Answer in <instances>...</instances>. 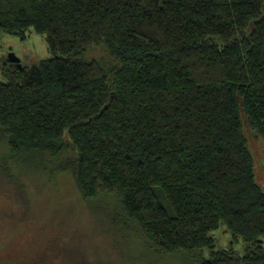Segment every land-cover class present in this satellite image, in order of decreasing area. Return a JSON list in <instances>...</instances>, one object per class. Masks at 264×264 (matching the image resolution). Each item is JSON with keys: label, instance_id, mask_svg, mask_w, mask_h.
<instances>
[{"label": "trees", "instance_id": "trees-1", "mask_svg": "<svg viewBox=\"0 0 264 264\" xmlns=\"http://www.w3.org/2000/svg\"><path fill=\"white\" fill-rule=\"evenodd\" d=\"M30 30L51 57L1 68L10 159L46 172L27 158L66 154L52 173L71 171L84 201L116 195L110 223L134 222L166 254L264 264V193L242 127L264 142V0H0V32ZM95 46L108 68L83 60ZM222 225L232 242L216 251Z\"/></svg>", "mask_w": 264, "mask_h": 264}, {"label": "rangeland", "instance_id": "rangeland-1", "mask_svg": "<svg viewBox=\"0 0 264 264\" xmlns=\"http://www.w3.org/2000/svg\"><path fill=\"white\" fill-rule=\"evenodd\" d=\"M10 56L22 67L51 57L44 35L30 30L21 40L0 32L1 81L4 64L16 67L7 62ZM83 60L109 66V55L102 46L91 48ZM242 127L253 158L255 181L264 193V142L245 118ZM68 155L76 156L75 152ZM27 159L47 171L11 160L6 142L0 138V264H200L208 257L206 249L166 254L147 245L134 222L126 227L124 222L111 224L107 216L122 217L123 212L116 195L101 194L84 201L71 171L52 173L67 159L66 154L56 160L47 156ZM211 236L216 251L230 247L232 239L223 225ZM234 249L242 255L243 242L234 244Z\"/></svg>", "mask_w": 264, "mask_h": 264}, {"label": "water", "instance_id": "water-1", "mask_svg": "<svg viewBox=\"0 0 264 264\" xmlns=\"http://www.w3.org/2000/svg\"><path fill=\"white\" fill-rule=\"evenodd\" d=\"M7 62L16 64V68L19 70L22 69V66L20 65L19 60H17L14 56L8 57Z\"/></svg>", "mask_w": 264, "mask_h": 264}]
</instances>
